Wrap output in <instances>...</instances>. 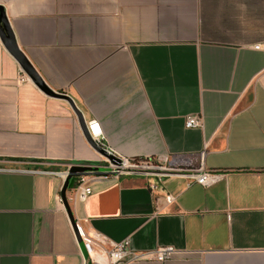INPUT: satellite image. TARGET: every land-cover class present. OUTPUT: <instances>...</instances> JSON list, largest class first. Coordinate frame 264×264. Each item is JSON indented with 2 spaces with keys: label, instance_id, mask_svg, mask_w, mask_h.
<instances>
[{
  "label": "crops",
  "instance_id": "1",
  "mask_svg": "<svg viewBox=\"0 0 264 264\" xmlns=\"http://www.w3.org/2000/svg\"><path fill=\"white\" fill-rule=\"evenodd\" d=\"M18 46L46 84L69 95L108 150L170 166L227 170L204 187L103 173L70 102L45 93L0 37V161L68 165L70 208L84 232L173 246L164 262L264 264V0H0ZM198 114L202 127H186ZM89 168V169H90ZM100 172V173H95ZM82 177L87 199L76 195ZM60 174L0 172V264H96L62 200ZM108 248V247H106ZM105 261L108 258L105 256Z\"/></svg>",
  "mask_w": 264,
  "mask_h": 264
},
{
  "label": "built area",
  "instance_id": "2",
  "mask_svg": "<svg viewBox=\"0 0 264 264\" xmlns=\"http://www.w3.org/2000/svg\"><path fill=\"white\" fill-rule=\"evenodd\" d=\"M255 48L264 49V43L256 44ZM186 127H202L203 119L198 114H190L186 117ZM88 132L93 141L100 147L107 148L104 141V133L98 120L92 119L87 123ZM115 154V153H114ZM121 162L114 163L103 157L97 165L103 173H111L115 176H140L148 180L147 189L153 194H162L168 203L176 200V196L169 192L166 181L170 177H178L186 180L187 186L198 183L208 187L227 174V170H217L207 168L204 161L195 168H183L170 166L166 160L154 156H121L116 154ZM46 167L25 168L16 164L0 161V172H23L60 174L65 177L69 169L74 164L68 165L64 171H59L49 166L58 165L57 163H46ZM76 195L81 199H87L93 193L92 184L82 177L75 188ZM80 238H82L86 251L96 264H126L139 260H158L164 262L173 258L178 250L173 246H160L150 251H136L131 246L130 238L115 241L108 236L94 231L84 232L80 225H77ZM108 247V248H106ZM105 256L108 261H105Z\"/></svg>",
  "mask_w": 264,
  "mask_h": 264
},
{
  "label": "water",
  "instance_id": "3",
  "mask_svg": "<svg viewBox=\"0 0 264 264\" xmlns=\"http://www.w3.org/2000/svg\"><path fill=\"white\" fill-rule=\"evenodd\" d=\"M0 37L7 47V49L10 51V53L17 59L19 62L22 70L25 72L26 75L36 84L38 85L45 93L56 96V97H61L67 99L76 113L78 114L81 124L84 129V134L88 140V142L92 145L94 149H96L100 154H102L105 158L109 159L110 161L114 163H120L121 160L120 158L114 154V152L108 150L107 148L100 147L98 146L93 139L91 138L88 129H87V124L82 116V113L80 110L77 108L74 100L67 94L56 92L52 88H50L46 82L43 80L41 75L38 73V71L35 69L33 64L30 62V60L27 58V56L24 54V52L20 49V47L17 44V41L15 39V36L10 28L9 21L6 17L5 10L2 6H0ZM86 166V165H79V164H74L71 166V168L68 171V174L65 179V183L62 188V200L63 203L66 207L68 216L72 222V225L74 226L75 230L77 231V235L79 236L78 228H77V222L76 219L74 218L73 212L70 208V204L67 198V190L69 188V184L71 179L74 176L78 175H87L89 173H94L92 172L93 170ZM95 173H100V172H95Z\"/></svg>",
  "mask_w": 264,
  "mask_h": 264
},
{
  "label": "trees",
  "instance_id": "4",
  "mask_svg": "<svg viewBox=\"0 0 264 264\" xmlns=\"http://www.w3.org/2000/svg\"><path fill=\"white\" fill-rule=\"evenodd\" d=\"M72 180V179H71ZM70 183H71V181H70Z\"/></svg>",
  "mask_w": 264,
  "mask_h": 264
}]
</instances>
